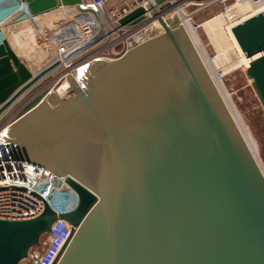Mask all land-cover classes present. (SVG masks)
Instances as JSON below:
<instances>
[{
  "label": "water",
  "instance_id": "95a60500",
  "mask_svg": "<svg viewBox=\"0 0 264 264\" xmlns=\"http://www.w3.org/2000/svg\"><path fill=\"white\" fill-rule=\"evenodd\" d=\"M21 1L40 16L82 0ZM161 23L126 55L67 75L69 97L31 96L0 134V159L66 175L79 198L65 215L45 204L35 219L0 220V264L32 257L58 219L72 230L54 264H264V169L183 25ZM232 32L259 55L246 76L264 108V12ZM51 69L34 77L3 39L0 115Z\"/></svg>",
  "mask_w": 264,
  "mask_h": 264
},
{
  "label": "built area",
  "instance_id": "2783aa9c",
  "mask_svg": "<svg viewBox=\"0 0 264 264\" xmlns=\"http://www.w3.org/2000/svg\"><path fill=\"white\" fill-rule=\"evenodd\" d=\"M246 3L251 4L252 9L238 12V6ZM214 6L222 7L221 15L234 12L227 21L231 29L264 12V0H163L160 3L157 0H82L74 6L60 5L48 13L33 16L27 4L21 0H0V43L7 31L11 32L10 36L22 42V48L31 47L32 51L36 48L37 54L43 50L44 57L48 59V69L53 67L51 73L62 69L50 80L49 86L31 94L34 96L44 90H53L69 74L76 73L78 76L79 69L94 60L116 59L126 55L162 34L165 30L161 21L172 27L171 23L177 19V27L183 25L218 88L219 82L224 83L227 71L217 66L219 56L210 54L201 43L199 32L204 29V23L195 20L200 13ZM139 8L145 11L142 21L125 26L119 23L120 19ZM104 39L108 41L101 49L76 60L85 50L100 45ZM25 48L22 51H30ZM31 96L23 100L9 116L3 114L12 111L10 109L20 99L0 115V134L15 122L17 113ZM78 203V195L67 183L66 175L58 176L29 161L0 159V220L35 219L44 212L45 204L58 215H65L73 212ZM71 230L72 226L66 220L58 219L42 242L46 246L44 252L32 251L31 258L37 264H54L68 242Z\"/></svg>",
  "mask_w": 264,
  "mask_h": 264
},
{
  "label": "rangeland",
  "instance_id": "374dc122",
  "mask_svg": "<svg viewBox=\"0 0 264 264\" xmlns=\"http://www.w3.org/2000/svg\"><path fill=\"white\" fill-rule=\"evenodd\" d=\"M222 13L221 6H214L200 13L195 20L204 23V29L199 32V37L201 43L207 48L210 54H217L219 56V66L227 71V76L224 79V86L226 89L227 97L232 103L236 116L239 122L242 123L246 130L249 132L257 152V157L261 166L264 169V108L256 95L252 82L246 76V68L241 64V56L236 50L230 51L229 48L233 47L229 34L225 30L224 21L220 19ZM212 20L209 24L205 22ZM42 22H44L42 20ZM6 33V31H5ZM107 33V32H106ZM11 32L6 33L5 39H10L12 42L13 49L17 52L19 56L23 58V61L33 69L34 74L39 75L48 69V59L45 56L43 50L40 54H37L36 48L32 51V48H25L30 50L24 52V48L21 47L22 42L17 37L10 36ZM10 36V37H9ZM108 39L102 40L100 45H95L89 50H85V53L76 57V60H81L85 58L88 54L101 49L104 44H106ZM19 42V43H18ZM38 50V49H37ZM230 51V52H229ZM232 63V64H231ZM44 65V66H43ZM239 65V66H238ZM32 71V72H33ZM58 72L51 73L46 72L40 81H38L33 88L26 92L19 100L18 104L14 105L10 110L3 115L9 116L12 112L19 107V105L31 96L34 92L43 88L44 86H49L48 83L54 77H56L62 69L57 70ZM56 94V93H55ZM71 95L67 93L65 96L59 98H67ZM58 97V95H57ZM46 239V236L42 238V242ZM46 249L44 244L33 249L32 251H37L43 253ZM32 253V252H31ZM21 264H34V259L29 257V259L24 260Z\"/></svg>",
  "mask_w": 264,
  "mask_h": 264
},
{
  "label": "bare ground",
  "instance_id": "6f19581e",
  "mask_svg": "<svg viewBox=\"0 0 264 264\" xmlns=\"http://www.w3.org/2000/svg\"><path fill=\"white\" fill-rule=\"evenodd\" d=\"M252 9V6H251V4H249V3H246V4H242V5H240V6H238V8H237V11L238 12H240V13H242V12H246V11H248V10H251ZM233 11H231V12H229V13H227L226 15H221L220 16V19L218 18V20H220V21H224V24H225V30H226V32L229 34V36H230V38L229 39H231L230 41H231V43L233 44V47H231V48H229L230 49V51L232 52V50L234 49V50H236L237 52H238V54L241 56L240 58H241V64H243L244 66H245V68H246V70H247V68L249 67V64H250V62L254 59V58H256V57H258L259 55H257V56H255V57H252V58H247L245 55H244V53H243V51H242V49H241V47H240V45H239V43H238V41H237V39H236V37L234 36V34H233V32H232V29H231V26L228 24V20H230L231 18H232V16H233ZM212 20H210V21H207V22H205V24H209L210 22H211ZM156 26V28H158V26L157 25H155ZM159 29V28H158ZM160 31H161V28H160ZM8 40V42L10 43V45L12 44V42H10V39H7ZM11 47H12V45H11ZM13 48V47H12ZM14 50V49H13ZM15 51V50H14ZM229 51V52H230ZM16 52V51H15ZM17 53V52H16ZM18 55V54H17ZM19 56V55H18ZM20 57V56H19ZM219 58H218V62H217V66H219ZM232 64V63H231ZM239 66V65H238ZM220 68V67H219ZM31 71V70H30ZM71 71V70H70ZM32 72V71H31ZM32 74H33V76L35 77V76H37V74L35 75L34 74V71L32 72ZM73 77H74V79L76 80V82L78 81V78H79V75L77 76V74L76 73H74L73 75H72ZM218 88H219V92L222 94V97H223V99L225 100V102H226V104H227V106L229 107V109H230V111H231V113L233 114V117L235 118V120H236V122H237V124H238V126H239V128H240V130H241V132H242V134H243V136H244V138H245V140L247 141V143L249 144V146H250V148L252 149V151L255 153V155L257 156V152H256V150H255V146H254V142H253V140H252V138H251V136H250V134H249V132L246 130V128L243 126V125H241L242 123H240L239 122V119H238V117L236 116L237 114H236V112H235V109H234V107H233V105H232V103L230 102V100H229V98L227 97V93H226V89H225V86H224V83H221V82H219V85H218ZM71 89H72V85H71V83L69 82V80H68V78L64 81V82H60L59 84H57L54 88H53V90H49L50 92H53L56 96L58 95V97H62V96H65L67 93L69 94V91H71ZM43 91V90H42Z\"/></svg>",
  "mask_w": 264,
  "mask_h": 264
},
{
  "label": "snow or ice",
  "instance_id": "6c2138e0",
  "mask_svg": "<svg viewBox=\"0 0 264 264\" xmlns=\"http://www.w3.org/2000/svg\"><path fill=\"white\" fill-rule=\"evenodd\" d=\"M81 71H83V70H81ZM3 135H5V136H6V135H7V132L5 131V132L3 133Z\"/></svg>",
  "mask_w": 264,
  "mask_h": 264
},
{
  "label": "crops",
  "instance_id": "0c3cea01",
  "mask_svg": "<svg viewBox=\"0 0 264 264\" xmlns=\"http://www.w3.org/2000/svg\"><path fill=\"white\" fill-rule=\"evenodd\" d=\"M20 58H22L21 56H20ZM23 59V58H22ZM28 66V65H27ZM31 71H33V69H31V68H29Z\"/></svg>",
  "mask_w": 264,
  "mask_h": 264
}]
</instances>
